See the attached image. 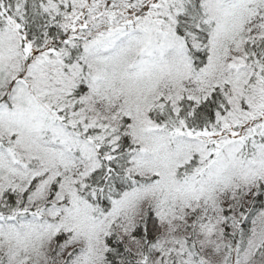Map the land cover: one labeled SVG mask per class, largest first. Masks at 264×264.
Here are the masks:
<instances>
[{"label": "snow or ice", "instance_id": "obj_1", "mask_svg": "<svg viewBox=\"0 0 264 264\" xmlns=\"http://www.w3.org/2000/svg\"><path fill=\"white\" fill-rule=\"evenodd\" d=\"M0 264H264V0H0Z\"/></svg>", "mask_w": 264, "mask_h": 264}]
</instances>
